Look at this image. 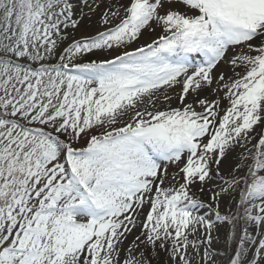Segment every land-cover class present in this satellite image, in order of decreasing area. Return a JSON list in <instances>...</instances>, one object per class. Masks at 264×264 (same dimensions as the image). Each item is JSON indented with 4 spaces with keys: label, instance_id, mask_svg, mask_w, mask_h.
Instances as JSON below:
<instances>
[{
    "label": "snow or ice",
    "instance_id": "1",
    "mask_svg": "<svg viewBox=\"0 0 264 264\" xmlns=\"http://www.w3.org/2000/svg\"><path fill=\"white\" fill-rule=\"evenodd\" d=\"M0 264H264V0H0Z\"/></svg>",
    "mask_w": 264,
    "mask_h": 264
},
{
    "label": "rangeland",
    "instance_id": "2",
    "mask_svg": "<svg viewBox=\"0 0 264 264\" xmlns=\"http://www.w3.org/2000/svg\"><path fill=\"white\" fill-rule=\"evenodd\" d=\"M103 7V5L101 6ZM88 9L85 8V12H87ZM99 21V12H97L96 14L92 15L91 20H88L87 17L84 19L80 29L77 31L76 35L80 36L83 34H89V33H93L95 31H97L100 28V25L98 23ZM171 171V169H170ZM223 240H224V236L221 234V243H219L217 245V247L221 248V250H223Z\"/></svg>",
    "mask_w": 264,
    "mask_h": 264
}]
</instances>
